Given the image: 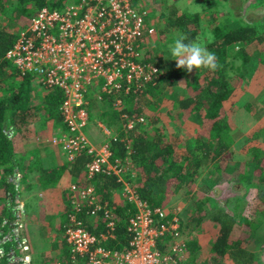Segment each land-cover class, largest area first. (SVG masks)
<instances>
[{"label": "trees", "instance_id": "trees-1", "mask_svg": "<svg viewBox=\"0 0 264 264\" xmlns=\"http://www.w3.org/2000/svg\"><path fill=\"white\" fill-rule=\"evenodd\" d=\"M77 2L78 0H16L14 12L32 19L43 8L62 11L68 4ZM201 5L207 15H218L219 8L225 9L226 24L212 27L211 34L214 39L208 44V48L216 54L220 67L216 71L193 69V74L189 77V72L177 68L176 62L163 63L157 60L155 66L158 77L155 84H148L142 94L150 107L155 105L154 102L152 104L153 100L161 101V93L158 91L160 86L177 84L186 88L187 97L174 102L171 110L181 121L191 117L197 121L199 131L195 134L192 145L179 141L177 135L167 137L162 127L154 128L155 110H149L148 114L143 113L141 107L132 103L135 101L134 97L127 99L125 112L136 117L141 116L146 120L145 123L151 121V125L136 124L129 131L122 129V122L110 107V98L106 99L105 108L99 114H90L91 120L96 117L115 134L113 136L116 139L110 146L111 160L124 156L126 141L130 140L136 161L134 175L138 178L134 191L151 208L163 207L172 195L190 187L200 170L207 172L209 178L219 176L225 181H236L242 185L255 184L260 189L259 192L264 191V154L261 150L255 149L253 153L254 181L242 170L243 174H237L230 168L223 170L217 164L218 159L228 151L236 138L224 104L231 98L239 83L241 68L249 61L255 47L253 43L264 46V20L259 13L252 12L258 7L264 8V0H202ZM171 13L175 14V10ZM144 20L146 23L148 16ZM232 21L243 25L232 28ZM169 22L171 26H177L189 39H193L199 34L201 17L198 12H186L179 17H171ZM15 40L16 35L0 28V89L4 91L0 97V257L6 263L15 244L9 240L2 245L1 241L10 233L7 224L14 221L12 203L17 196L20 182L27 175L36 174L37 178L47 184L56 185L62 177L67 176L71 183L82 185L86 165L92 160V156L82 154L83 156L69 162L65 154L45 145L52 135L40 127L56 125L60 130L64 129L59 112L63 95L57 89L41 86L39 91L42 92L37 95V101H31L32 78L19 76L14 66L5 59L6 52ZM236 42L245 44V47L228 60L227 48ZM7 131H11L10 138ZM50 153L57 154V157L54 154L52 158ZM15 174L19 177L18 183L9 181ZM90 184L103 201H109L111 193L118 188L115 178L108 177L103 172L94 175ZM209 203L207 197L193 200L190 222L198 229L206 228L213 235L214 241L207 247L208 257L216 262L213 264L222 260L228 264H264L252 252L242 248L240 239L244 237L243 233H240L241 236L236 241L232 240V235L237 230H242L243 225L257 231L264 223H260L261 217L258 216L256 225L244 218L242 212L235 216L211 207ZM134 213L135 208L127 202L116 205L114 239H108L100 245L112 251L127 249L130 241L127 225ZM78 219L93 235L98 236L104 231L101 221H90L84 212L79 213ZM3 221L6 223L3 224ZM65 228L64 226L63 231ZM169 241L168 237L160 239L159 249L165 251ZM186 248L189 255L183 264L208 263L200 239L188 241ZM68 256L69 248L66 247L61 257Z\"/></svg>", "mask_w": 264, "mask_h": 264}, {"label": "built area", "instance_id": "built-area-1", "mask_svg": "<svg viewBox=\"0 0 264 264\" xmlns=\"http://www.w3.org/2000/svg\"><path fill=\"white\" fill-rule=\"evenodd\" d=\"M134 2L79 0L62 11L43 8L16 36L5 54L19 76H30L42 87L57 89L63 95L60 112L66 131L48 140L47 145L57 146L69 162L82 154L92 156L86 165L83 184H70L67 192L69 221L64 242L69 248L71 264L80 261L83 264H180L184 260L180 248L187 252L184 245L175 246L180 234L177 216H167L163 207L151 208L129 187L125 172L131 163L130 147L125 145L121 159L111 160L110 146L116 137L107 127L102 123L96 125L109 136V142L100 146L89 144L83 134L87 120L83 110L85 96L98 83L102 84L96 95L98 100L107 95L117 96L112 110L125 130L144 122L142 117L125 112L121 99L122 92L126 96L142 93L148 84H155L158 77L157 67L150 66L140 56L151 29L144 20L146 14L135 10ZM126 143L130 145V140ZM101 172L115 178L118 188L114 192H121L124 201L135 208L127 225L130 241L123 251L107 250L100 245L114 239L115 228L113 203L103 201L90 184L92 177ZM18 178L16 174L15 181L18 182ZM12 212L14 221L7 224L10 233L1 241L2 245L9 240L15 244L8 254L7 264H30L27 242L21 235L24 203L18 196L13 200ZM83 212L92 221L104 224L101 234L96 236L87 230L78 219ZM162 237L172 241L168 254L164 255L156 253Z\"/></svg>", "mask_w": 264, "mask_h": 264}, {"label": "rangeland", "instance_id": "rangeland-1", "mask_svg": "<svg viewBox=\"0 0 264 264\" xmlns=\"http://www.w3.org/2000/svg\"><path fill=\"white\" fill-rule=\"evenodd\" d=\"M1 2L0 28L7 33L17 36L30 25V16H19L14 12L16 0H1ZM201 3L202 0H135V10L144 12L148 16L146 25L151 29V34L146 35L144 39L146 44L141 50V58H145V62L150 66H155L158 61L163 63L174 61L169 57L168 45L172 43V35L180 30L177 26L170 25L169 19L171 17L173 19L186 12H198L201 17L198 35L202 31H211L214 25L226 24L224 21V16H226L225 9L219 8L218 15L215 13L207 15L202 10ZM69 5L71 4L67 6ZM197 6H199V10L194 11ZM173 9L175 10V14L171 13ZM252 12L254 14L259 13L260 17L264 20V8L258 7ZM230 25L232 28H236L243 24L232 21ZM253 45L255 47L252 49L249 61L241 68L239 83L231 98L224 104L225 113L233 126L236 138L229 146L228 151L217 161L219 168L223 170L230 168L236 171L237 174L242 173V170L246 176L252 179L255 176L253 174L254 150L259 149L264 154V46L256 43H253ZM244 47L245 44L238 42L229 45L227 48V59L231 60L234 54ZM192 74V72L189 73V77ZM101 85V83L95 84L89 93H87L85 96L86 105L84 106L85 109H83L87 115L83 134L89 141V144L93 146L108 143L109 136H106V134H103L97 129V123L102 122L97 120L96 117L91 120L90 114H99L105 108L104 104L107 98L111 99L110 107L113 109L112 105L117 97L107 95L102 100H98L96 95L99 94ZM39 88H42L41 84L32 79L31 101H37V95L42 92L39 91ZM158 91L161 93V101L159 99L153 100L152 104L154 102L155 105L150 107L147 106V100L142 96L144 91L137 94L130 93L127 96L125 92H122V106L126 109L127 99L134 97L135 101L132 103L141 107L143 113L148 114L149 110H155L156 122L154 128L162 127L167 137L177 135L179 141L192 145L195 134L199 131L197 121L193 117L181 121L176 113L171 110L174 102L187 97L186 88L172 84L171 86H160ZM3 94L4 91L0 89V97ZM61 121L63 124L62 116ZM102 124L113 134V131L108 126L104 123ZM151 124L152 122L148 121L144 126ZM46 126L40 128H43L49 135H52V138L60 137L66 131L64 125V129L61 128V130L56 125ZM131 129L133 127L126 129V131ZM7 133L10 138L12 135L11 131H7ZM125 145L130 147L128 155L131 158V163L125 172V178L130 183L129 187L134 191L138 182L137 176L134 175V168H136L135 155L133 154L131 146L127 143ZM51 147L62 152L57 146ZM54 149L52 150L56 152ZM54 154L50 153L52 158H54ZM55 156L57 157V154ZM262 166L264 167V161L262 162ZM15 177L16 174L14 177L9 178V181L18 183L19 178L17 182V180L15 181ZM71 182L67 176H64L56 185L47 184V182L37 178L36 174L27 175L20 182V187L17 189V196L24 203V218L20 222L21 235L27 242L28 252L26 255L30 257V264H71L68 262V258L61 257L62 252L68 247L66 244V246L63 245V228L68 225L69 221L67 219V192L70 184H73ZM259 190L255 184L252 186L250 184L242 185L236 181H225L219 176L209 178L207 172L200 170L190 187L172 195L163 206L167 216L176 215L180 223V234L175 246L179 247L184 245L186 247L188 241L200 239V245L203 246L205 253L204 257L208 259L207 264L216 263L212 257H208L207 249L208 244L214 241L213 235L208 233L206 228L198 229L195 224L190 222L192 218L190 209L191 202L207 197L210 201L209 206L217 207L235 216L242 212L244 218H247L257 225L258 216L262 219L260 223L264 222V191L259 192ZM122 200L125 199L122 197L121 192H115L112 202L119 205L122 204ZM88 219L92 221V218L88 217ZM258 228L257 231H252L250 227L243 225L242 230H237L232 235V240L236 241L240 238V233H243L244 237L240 239L243 245L242 248L245 251L252 252L257 260L264 262V223ZM163 238L166 237L160 239ZM171 246V240L166 244L165 251H161L159 245H157L156 253L160 255L168 254L167 252ZM180 249L181 258L184 260L187 259L189 253L184 252L182 248ZM0 264L7 263L0 257ZM79 264L83 263L80 261ZM180 264L183 263L181 262ZM217 264L228 263L222 260Z\"/></svg>", "mask_w": 264, "mask_h": 264}, {"label": "clouds", "instance_id": "clouds-1", "mask_svg": "<svg viewBox=\"0 0 264 264\" xmlns=\"http://www.w3.org/2000/svg\"><path fill=\"white\" fill-rule=\"evenodd\" d=\"M198 10L199 6H197L194 11ZM213 39L214 37L210 30L202 31L200 35L193 39H189L187 35L180 31H176L172 35V43L168 45V50L170 52L169 57L176 62L177 68L185 69L189 73H191L193 69L200 68L216 71L220 67L217 56L208 48V44H210ZM143 120L144 122L140 125L145 123L144 118ZM122 129H124L123 126ZM111 203L113 202L111 201ZM122 203H125V201L122 200ZM113 206L115 208L116 204L113 203Z\"/></svg>", "mask_w": 264, "mask_h": 264}, {"label": "crops", "instance_id": "crops-1", "mask_svg": "<svg viewBox=\"0 0 264 264\" xmlns=\"http://www.w3.org/2000/svg\"><path fill=\"white\" fill-rule=\"evenodd\" d=\"M46 146H48V147H51V146H49V145H47V144H45ZM52 148V147H51ZM113 196H115V192H113V193H111V198H110V200L112 201V197ZM65 204H66V201H65ZM69 209V205H68V203H67V210Z\"/></svg>", "mask_w": 264, "mask_h": 264}]
</instances>
